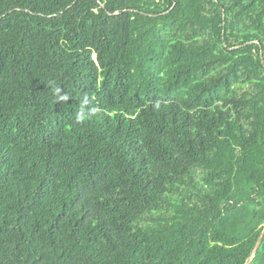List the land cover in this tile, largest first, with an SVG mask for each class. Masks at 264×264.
<instances>
[{
  "label": "trees",
  "instance_id": "1",
  "mask_svg": "<svg viewBox=\"0 0 264 264\" xmlns=\"http://www.w3.org/2000/svg\"><path fill=\"white\" fill-rule=\"evenodd\" d=\"M263 231L264 0H0V264H264Z\"/></svg>",
  "mask_w": 264,
  "mask_h": 264
},
{
  "label": "water",
  "instance_id": "2",
  "mask_svg": "<svg viewBox=\"0 0 264 264\" xmlns=\"http://www.w3.org/2000/svg\"><path fill=\"white\" fill-rule=\"evenodd\" d=\"M263 233H264V231L262 232L261 237L263 236ZM261 237H260V238H261ZM258 246H259V242L256 244L255 249H254V251H253V254H254V252L257 250ZM253 254H252V255H253Z\"/></svg>",
  "mask_w": 264,
  "mask_h": 264
},
{
  "label": "clouds",
  "instance_id": "3",
  "mask_svg": "<svg viewBox=\"0 0 264 264\" xmlns=\"http://www.w3.org/2000/svg\"><path fill=\"white\" fill-rule=\"evenodd\" d=\"M59 99H61V100H66L67 99V96H61V97H59ZM80 119H83L84 117H79Z\"/></svg>",
  "mask_w": 264,
  "mask_h": 264
}]
</instances>
